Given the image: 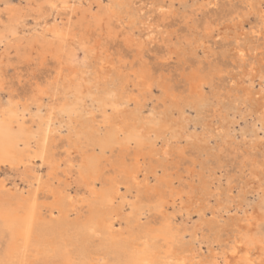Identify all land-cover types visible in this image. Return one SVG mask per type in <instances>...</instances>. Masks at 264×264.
Listing matches in <instances>:
<instances>
[{
	"label": "rangeland",
	"instance_id": "374dc122",
	"mask_svg": "<svg viewBox=\"0 0 264 264\" xmlns=\"http://www.w3.org/2000/svg\"><path fill=\"white\" fill-rule=\"evenodd\" d=\"M27 1L0 0V14L3 19H6V5L15 4L29 15L26 24L21 26L22 35H30L32 32L39 33L48 18L49 22H53L55 18V21L59 23L66 20L67 10H60L61 14L55 11L49 15L46 10L42 9L45 16L46 14L48 16L40 18L41 13L36 12L34 7H37V1L42 2V0ZM75 1L78 3L79 0ZM94 1L92 5V7L95 6L94 11L103 4L116 7L113 36L110 37L107 34L105 27L99 32H92L88 37L90 43L86 42L78 46L71 65L76 68L87 67V72L90 74L87 82L91 84L93 80L101 77L98 75L101 73V64L104 61L109 79L101 83L102 85L100 83L97 84L98 86L94 85L96 88L92 87L93 90L91 88L90 91H85L87 96L80 106L82 105L83 108L86 106L90 117L94 115L95 119L92 118V120L98 122V125L103 124L105 114H103V108L98 106L97 100L103 93L108 92L107 87L120 88L128 95H138L139 105L134 100H130V104L128 102L123 106L125 110L128 108L135 113L139 109L138 112L136 111L139 117L147 119L149 116L154 121L160 119V123L166 119L173 120V126L165 124L164 127L159 128L158 126V129L154 130L152 144L146 142L148 147L145 149V157L142 158L145 161L143 162L144 167H147L148 171L156 167L159 174L162 166H166L167 178L174 182L173 192L170 194L169 191H165V187H161L159 191H152L148 199V197L142 198L141 192L135 185L121 184L119 193L114 195V201H116L113 202V207H110L120 212L115 222L113 237L118 238L125 235L124 237L127 238L130 231L128 229L123 231L121 227L125 225V213L130 211V204L136 201L138 208L130 215L131 224H143L147 229L167 226L165 238L167 241L160 238L157 242L161 247L163 246L164 251H168V255H172L181 245L186 250L189 249L188 258H192V263L186 261V264H199L200 261L212 259L213 254L218 257L223 254L230 255L232 247L238 245L237 241L241 240L246 232L258 239H264V113L261 104L256 101L259 97L257 95L261 94L264 89V29L257 34L252 32L255 28L258 29L259 25L263 26L258 16L262 11L260 0ZM26 5H30L31 10L28 6L26 8ZM117 19H120V23L115 21ZM145 20L148 25L150 24V28L146 26ZM155 25L162 29L159 30ZM101 33L103 34L100 37ZM92 34H97L96 38ZM238 43L246 48V54L242 60L236 54ZM5 48V44L0 43V58L2 57L0 60H3L0 65L2 67L1 81L3 82V77L6 80L5 83L3 82L5 86L0 85V105H5L8 113L18 114L19 120L18 122L13 121L16 123H13L12 127L16 130L17 123H21L27 128V132L21 135L24 140L19 143L20 149L27 147L30 148V153H33L38 149L40 133L44 127L43 113L46 111L47 104L49 102L56 104L66 96L67 98L72 96L73 91L70 88H73L75 84L62 85L66 95L55 93L58 89L55 88L53 82L58 70V67L55 68L58 61H55L54 56L51 59L48 51L45 52L46 55L45 53L42 55L37 43H33L28 48L26 58H20L11 51L13 55H10V59H6ZM91 48L96 49L91 52L89 50ZM76 59L78 60L75 61ZM108 61L109 65L113 62L111 65L114 67L106 64ZM67 65L61 63L64 70L67 68L70 71L69 66L71 65ZM136 69H141L143 74L137 85L133 81L132 74ZM200 79L203 80L202 86L196 92L193 87L201 81ZM148 82L151 84L150 90L145 88ZM40 87L46 88L44 99L41 102V111L32 98L34 92L37 93ZM74 92L79 95L77 90ZM57 95H60L59 98L56 97ZM12 100L19 102L14 104L16 105L15 110H10L8 107L10 103H13ZM110 112L111 107H108V113ZM68 118V115L64 113L57 114L56 121L53 122L51 136L53 137L52 145L55 147L52 146L51 155L57 156L55 165H52L54 162L49 161L50 165L41 166L42 164L37 162L29 165V169L25 167L24 169L28 172L30 170L31 173L34 172V175L41 173L47 185L54 182L55 190L58 188V190H63L62 196L79 194L84 204L80 205V210L76 211L78 213L71 212L69 217L73 220L85 219L88 215L86 207L101 204L98 196L88 195L90 191L86 189L85 182L79 186L64 176L63 171L67 167L68 157L71 155V158L79 160L81 156L80 152L73 151L71 145L68 146L70 124ZM1 126L0 122V129ZM75 138L72 139L75 141ZM145 140L148 141L144 138ZM165 143H169L167 154L157 153V150H162ZM136 146L134 142L130 151L126 152L130 157L129 159L125 155L127 164L132 162L134 153L138 149ZM88 147L91 146L88 145ZM118 153L119 151L116 150L112 158H115ZM165 157L167 159H164ZM58 161L61 163L59 167L61 171L56 172L54 169L53 177L49 178L48 172H51L50 169L56 166ZM3 163L0 164V182H3L5 188L15 194L24 192V196L29 195L34 185H29L21 178L23 168L20 171L13 169L18 163L12 158ZM107 169L110 174L115 175L113 166L108 164ZM119 181L124 183L123 179ZM148 183L149 186H154L156 183L154 176L148 177ZM47 185L41 186L43 187L42 195H44L42 200L48 204L42 207L44 214L60 198L58 194L54 197L51 191H47ZM256 216H259V219ZM0 221V264H6L5 257L11 246V232L8 231L10 229L1 215ZM249 222L251 224H248ZM261 245L264 246V243ZM244 246L239 248L241 254L245 252ZM261 249L251 252L254 260L261 254ZM156 256L162 259V253ZM219 261V264H225L222 258ZM183 262L174 260L175 264H183Z\"/></svg>",
	"mask_w": 264,
	"mask_h": 264
},
{
	"label": "bare ground",
	"instance_id": "6f19581e",
	"mask_svg": "<svg viewBox=\"0 0 264 264\" xmlns=\"http://www.w3.org/2000/svg\"><path fill=\"white\" fill-rule=\"evenodd\" d=\"M29 1L30 0H28L27 2ZM94 3H95L94 0H79L78 3L75 0H42V2L37 1L38 5L37 7H34V10L36 12L41 13L40 18L45 16V13H43L42 9L44 11L46 10L49 15H51L55 11H57L58 14H61L60 10H64V11L67 10L65 12L67 17L65 20V17L63 15L65 21L61 23L55 21L56 18L55 20L53 19L54 20L53 22L52 21L49 22L50 20H48L49 18L47 17L48 19L43 24L42 30L39 33L32 32L30 35L21 34V26H24L26 24L25 22L27 16L29 15H27V13H24L22 9L16 7L15 4L9 6L6 5L7 7L6 19H3L2 15L0 14V24H1L0 43H4L6 46L5 51L3 50L4 53L7 51L6 59H10L11 58L10 55H13L11 51L15 52L16 56L20 58H26L28 55L27 53L28 48H30V46L33 43H37L41 48L40 50L42 51L39 52L42 53V55H44L43 53L48 51V53H50L49 56H51V59L54 56V59L56 58L55 61H58L57 65L61 66V63L62 64L66 63L68 65H71L72 60L76 56V52L78 51L77 50L78 46L86 44V42H88L89 40L88 37L92 32H99L101 29H103V27H105L104 29H107L106 30L107 34L110 37L111 35L113 36L112 31H113L114 18L116 17L117 14L115 11L116 7L115 6L108 7L107 5L105 6V4H103V6L99 5L98 9L94 11L93 8H95V6L92 7ZM260 3H259L260 9H262V11L258 16L263 26L259 25L258 29L255 28V30L252 31L256 34L260 33L262 29H264L263 28L264 0H260ZM27 6L28 5H26V8ZM162 8L164 10H167L164 7ZM29 9L31 10V8ZM46 16L48 15L46 14ZM42 20L43 19H41V21ZM115 21L119 22L120 19H117ZM145 23L147 24L146 26H148L149 28L151 27L150 24L148 25L146 20ZM155 27L157 26L155 25ZM155 27L153 28L156 29ZM160 29L162 28H159V30ZM151 33L152 32H150V34ZM102 34L103 33H101L100 37L102 36ZM150 34L149 36H151ZM92 35H94L96 38L97 34L96 35L92 34ZM156 35L157 34H155V36ZM106 48L108 49V47ZM95 49L91 48L89 50L91 52H94ZM236 49H237L236 54L241 58V60L244 59V56L246 54V48L238 43ZM0 59H2V57ZM77 60L78 59H76L75 61ZM2 61L3 60H0V65ZM112 63H110V65ZM106 64L109 65V61ZM57 65L55 66V68L58 67L57 68L58 70L55 74L56 76L53 84H55V88L58 89V92L55 93L65 94V91L62 87V85L65 86L64 85L65 83H70L75 85L77 84V85L76 86L74 85L73 88H70V86H68L70 90L73 91L72 93L73 95L70 96L69 98H67L66 96L65 98L61 99V101H57L56 99L57 101L56 104L50 102L49 104H47L46 111L43 113L44 127L40 133V142L38 143V149L36 151L30 153L29 151L30 148L28 149L27 147H25L24 149L21 148L22 150L20 149L19 143L21 140H24V138L21 135H23L25 131L27 132V128L23 124L17 123L18 128L15 130L12 127V125L13 123L15 124L16 122H18L19 120L18 114L8 113L5 105H0V122L2 124L0 129V164L3 163L4 161H10L11 158L13 160L15 159L18 165L17 167L14 165L16 168L13 167V169L20 171L21 168H23V170H21L22 171L21 178L25 182H28L29 185H34L33 186L34 188L29 192V195L24 196V192L15 194L10 190L6 189L5 184L3 182H0V215L2 218L5 219L6 221L5 224L10 229L8 231L11 232L10 233L11 246L7 257H5L6 264H97V262L99 264L100 263L175 264L174 263L175 259L182 260V262L184 261L183 264H186V261L191 262L192 258L190 257L188 258L189 249L186 250L184 246L181 245V247L175 249L172 255H168L167 254L168 251L167 250L164 251V249L162 248L163 246L161 247L160 243L157 242V239L166 238V232L168 228L167 226H162V227L160 226L156 229L153 227H149L147 229L143 224H139V223L138 225L135 224L133 225V223L131 224L130 215L133 214V212H135L138 208V206L136 205V201H133L130 204V211L125 213V219H124L125 225L121 227L123 228L122 229L123 231L126 229L130 231V233L128 234V236L130 235V237L127 236L126 238L124 237L125 235L118 238L113 237V232L116 227L115 222L118 219L120 212L115 211V208L111 209L110 207H113V202L116 201V200L114 201L115 198L114 195L119 193L121 184H125L126 186L135 185L141 192L140 195L142 196V198L148 197V199H150V195L152 194L151 193L152 191L153 192H155V190L159 191L161 187L163 188L165 187V191L166 190L169 191L168 193L170 194L173 192V189L175 188L174 182L172 179L167 178L168 170L166 166H162L161 173L158 174L156 167L148 171L147 167H144L143 162L145 161H143L142 159L145 157L146 155L145 149L148 147L146 142L152 144V140H153L152 135L153 133H155L154 130L158 129V126L159 128L164 127L165 124L167 125L170 124V126H173V120L170 121L166 119L163 120L164 122L160 123V119L154 121L153 118L152 117L150 118L149 116L147 119L141 118L136 114V111L138 112L139 109L136 110L135 113H133L132 111H130L131 109L129 110L127 108V110H125V108L123 107L127 105L130 100H134L138 104L139 103L137 101L138 95H128L125 93L126 91L125 92L121 91L120 88L110 89L107 87L106 90L108 92L103 94L99 92L102 95L101 98L97 100L98 106L100 108H103L104 110L103 114H105L103 121L104 123L98 125L97 124L98 122L92 120V118L95 119L94 115L90 117V112L87 111L86 106L83 108L81 107L82 105L80 106V104L82 103L83 99H85V97L87 96V94H85V91L87 90L90 91L92 87L96 88L94 87V85L98 86L99 83L101 84L105 80L107 81V78L109 79L107 74L108 71L106 70V65L104 66V61L101 64V73L99 74L98 72L99 74L98 76L101 77L93 80L91 84L87 82L88 77L90 76V74H88L89 72H87L86 69L87 67L82 66L76 68L73 67V65H71L69 67L72 70L70 69L69 71V69L66 68V70H64L62 66L59 67ZM111 66L114 67L113 65ZM1 68L2 67H0V85L3 84L4 81L6 82V80H4V77H3V82L1 81L2 78ZM132 74L134 76L133 81L135 85H137L138 80H141V78L143 77L142 71L141 69H136L133 71ZM202 82L203 80H201L196 85H194L193 87L194 91L196 92L199 91L198 88L200 89V87L202 86ZM49 83L46 84L48 85ZM46 84H44V86ZM3 86L5 85L3 84ZM145 88L146 90L151 89L150 82L146 83ZM76 90L78 91L79 95H77V93L74 92ZM262 90L263 91L260 90L261 94L258 95L256 94L257 96H259L256 98V101L258 102V104H261V109L262 112L264 113V89ZM45 92H46V88L40 87L38 88L37 93L34 92V94L32 95L33 100L36 101V104L39 107V111H41V107H42L41 102L44 99L43 95H45L44 94ZM89 93L92 94V92ZM91 94L89 96H91ZM58 96L60 95H57L56 97ZM142 100L143 97L141 101ZM30 102H32L31 99ZM18 103H19L18 101H13V103H10V105L8 106L9 109L15 110L16 105L14 104H18ZM108 107H111L110 113H108ZM63 113L68 115V117L70 118V119L68 118L70 123L68 127L69 128L68 146L71 145L73 151H78L81 153V156H79L80 158L79 160L78 159L76 160V158L73 159V157L71 158V155L69 154L70 156L68 157L69 159H68L67 167L63 171L64 176L66 177V179H69L73 184L79 186L80 184H84L85 182L87 187L86 189L90 191L88 195L91 194L90 195L91 197L98 196V199L101 204L100 206L96 205L92 207L91 205L90 207L88 206V208L86 207V209H88V212L86 211L88 215H86L85 219L73 220L70 219L69 217L71 212L78 213L76 211L80 210L81 208L80 205H82V203L84 204L83 198L80 197L79 194H66V195L64 194V196H62L63 190L62 191L61 189L58 190L59 188L57 189L58 191L55 190V184H53L54 182L47 185L41 173L38 174L36 173V175H34L33 174L34 172L31 173V171L29 170L30 172L29 173L24 169V167L26 169H29L28 168L29 165L35 164L37 162L42 164L41 166H43L44 164L50 165L51 162H54V164L52 165H55V160L57 156L55 155L54 157V155H51V151L53 150L52 148L53 137L51 136V131L53 129V122L57 114L60 115ZM103 114L101 113V115ZM33 121L34 119H32V122ZM91 135H93V137H91ZM73 137H76L75 141L74 139H72ZM144 138L148 139V141L146 140L144 141ZM132 142L136 143L137 145L136 147L138 149L134 153V158L132 159V162L127 164L125 162V158H126L125 155H127L128 157L129 154H126V152L130 151L133 145ZM88 145H90L91 147L89 148ZM152 147H154V145ZM168 149H169V143H165L162 150L159 151L157 150V153L163 152V154L165 155L167 154ZM116 150L119 151V153L117 154V156H115V158H112V155L115 153ZM149 152L151 153V151ZM128 158L130 159V157ZM164 159L167 158L165 157ZM60 161L62 162V160ZM108 164L113 166V168L115 169L116 172L115 175L110 174L109 170L107 169ZM3 165L5 164L3 163ZM59 167H61V163L58 161L57 165L53 166L52 169H50L51 172H48L49 178L53 177L52 172L54 171V169L56 172L60 170ZM149 174L154 176V178L156 179V183L154 184L153 187L149 186L148 183V177L151 176ZM119 175H121V177H119ZM45 178H47V176ZM119 179H123L124 183L120 182ZM42 185H47V191H51L52 192L51 194L54 197L56 194H58L60 197L59 201H56L55 205H53L54 204L53 202L52 204L53 206L49 208L45 214L43 213L42 207L47 206L48 204L44 202V200H42L44 197V195H42V190H43L42 189L43 187L41 188ZM57 186L59 185L57 184ZM66 188L68 190V187ZM50 199L52 200V198ZM251 222H249L248 224H251ZM249 227L248 229L251 230V228ZM165 240L167 241V239ZM237 243H238L237 246L232 247L233 250L230 255L223 254L221 257L220 256L218 257L216 254H213L212 259L200 261L199 264H219L220 263L219 260L221 258L225 264H264V246L261 245L262 243H264V239H258L255 236H251L248 232H246L242 235V239L238 240ZM244 245L246 246L247 249L245 248ZM243 246L245 252L241 254L239 248ZM258 249H261L262 252L260 255L258 254L259 257L255 258L254 260L253 254L251 252ZM160 253H162L161 257L163 260L158 256H156V255H160Z\"/></svg>",
	"mask_w": 264,
	"mask_h": 264
}]
</instances>
